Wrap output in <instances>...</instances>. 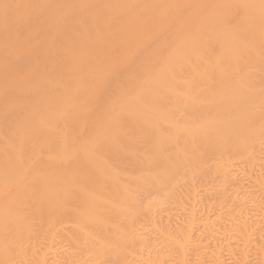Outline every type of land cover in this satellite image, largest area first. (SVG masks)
<instances>
[{"label":"bare ground","instance_id":"6f19581e","mask_svg":"<svg viewBox=\"0 0 264 264\" xmlns=\"http://www.w3.org/2000/svg\"><path fill=\"white\" fill-rule=\"evenodd\" d=\"M0 264H264V0H0Z\"/></svg>","mask_w":264,"mask_h":264}]
</instances>
